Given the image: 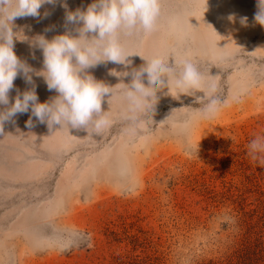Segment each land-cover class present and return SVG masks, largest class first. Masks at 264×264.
Wrapping results in <instances>:
<instances>
[{
  "label": "rangeland",
  "instance_id": "rangeland-1",
  "mask_svg": "<svg viewBox=\"0 0 264 264\" xmlns=\"http://www.w3.org/2000/svg\"><path fill=\"white\" fill-rule=\"evenodd\" d=\"M160 1L164 20L184 2ZM64 2L67 9L57 0L44 5L38 18H15L13 31L23 30L29 40L66 30L77 35L65 21L66 10L85 9L92 0ZM231 2L215 6L216 23L203 16L194 24L197 33L218 34L226 49L221 58L189 55L191 39L176 45L159 24L148 35L116 37L122 47L128 41L149 45L152 58L159 47V60L169 65H198L205 93L176 99L177 92L168 91L133 103L123 84H130L132 68L119 65L116 71L129 75L118 77L109 72L112 62H101L87 70L113 87L102 101L108 123L98 133L91 126L88 132L75 129V137L63 142L69 127L49 128L31 109L4 122L0 264H264V150L253 154L249 147L264 139V26L251 6L242 26ZM223 10L235 14L236 22L223 19ZM13 50L34 69L42 67L41 50L28 41L14 40ZM33 80L40 102L56 95L41 77ZM143 83L147 87L146 79ZM30 87L18 75L9 105L18 90ZM208 104L216 109L211 119L201 111ZM109 105H116L112 112ZM106 152L112 154L99 162ZM87 163L97 170L89 172ZM121 167L128 168L124 176Z\"/></svg>",
  "mask_w": 264,
  "mask_h": 264
},
{
  "label": "clouds",
  "instance_id": "clouds-1",
  "mask_svg": "<svg viewBox=\"0 0 264 264\" xmlns=\"http://www.w3.org/2000/svg\"><path fill=\"white\" fill-rule=\"evenodd\" d=\"M59 2L67 9L64 0ZM56 3L57 0H0V105H8L6 110H0V132H3L5 121L31 109L32 115L40 122H47L49 128L66 125L88 132L91 126L93 132L98 133L108 123L102 101L112 95L113 87L97 80L87 70L101 62L124 65L126 69L130 67L128 57L132 53L126 51L116 37L121 32L152 33L161 11L160 0H92L85 9L66 10L65 21L75 27L77 35L66 30L51 39L38 34L29 40L23 30L13 31L15 18H38L44 5ZM257 4L259 10L255 21L264 26V0H257ZM48 15L46 11L44 16ZM228 20L235 23V14H230ZM239 23L246 26L247 17H240ZM14 40L28 41L31 47L41 50L43 60L40 69H34L16 55ZM145 62L146 66L131 69L130 84L123 83L133 103H139L149 95L155 99L156 90L163 87L162 76H167L168 84L169 80L174 81L178 90L176 99L180 94L204 92L205 76L198 65L190 61L169 65L159 59ZM109 72L118 77L129 75L127 70L118 72L111 69ZM20 74L31 87L23 92L18 90L9 105L8 94ZM33 75L41 77L48 90L55 91L56 95L40 102ZM196 99L200 101L199 97ZM201 111L205 118L211 119L216 109L208 104ZM26 125L31 127L32 120L26 121ZM249 147L253 154L264 150V139H254Z\"/></svg>",
  "mask_w": 264,
  "mask_h": 264
},
{
  "label": "bare ground",
  "instance_id": "bare-ground-1",
  "mask_svg": "<svg viewBox=\"0 0 264 264\" xmlns=\"http://www.w3.org/2000/svg\"><path fill=\"white\" fill-rule=\"evenodd\" d=\"M165 4H167L168 0H164ZM227 0H184V2L182 1V3L180 2L176 7L174 6V8H172L173 12L170 14H168V18H166V20L164 19H159L157 20V24L159 25H163V30L165 29L166 32H169L173 35V37H175L176 41V45H180L184 40L185 37L190 38L191 39V46L194 48L191 49V46L188 44V48H186L185 52L189 53V55L193 56V53L195 51H199V55L201 56H205L206 59L208 58V60H212L214 57L216 58H221V55H223L226 51L225 45L221 44V40L219 41L218 38L220 39V37L218 36V34H212V32L210 33L211 35H209L208 33H197L194 30L196 29V26L194 25L196 24H200L201 22V17L205 16L204 19L208 21V18H210V21H215L216 17H214L215 15L217 16L218 13L217 11L214 12L213 9L215 8V6H223L222 3L226 2ZM231 6L232 9L236 11V13L238 14V18L240 17H244L246 16L245 14H248L249 11V7H250V11L253 12L255 15L258 12V4H257V0H231ZM162 2V1H160ZM229 2V1H228ZM185 5V12L182 13L181 12V16L178 15L177 11H179L178 9H181V7H183ZM229 5V4H227ZM167 7V6H166ZM188 7V8H187ZM256 10L253 11L252 9ZM226 10H223V15H225L223 17V19H225V17H228L230 15V13H225ZM165 12H167L165 10ZM164 11L161 12V14L163 13V15H165ZM208 21V22H210ZM219 21L216 20L215 23ZM212 23V22H211ZM156 24V25H157ZM215 24L211 25L214 26ZM212 29V28H211ZM211 29L207 28L208 31H211ZM161 43H163L165 36L163 35H159L158 36ZM146 39V37H145ZM158 40V38H155L154 41ZM154 41H151L153 43H155ZM185 42V41H184ZM183 42V43H184ZM127 46H124L123 48L132 53L130 54V56L128 57V59L131 61V68H136V69H140L141 67L146 66V62L145 61H151L152 59H159L160 58V53L158 50L159 47L157 48H153V51L155 49L156 52V56H154L153 58L149 55L148 52V48L150 47L147 44H141L138 46V44L136 42L134 43H130V41H128V43H126ZM147 45V47H146ZM175 47V46H174ZM147 48V49H146ZM164 49V48H163ZM167 51L168 49L165 48ZM172 49V48H171ZM159 53V54H158ZM177 53V52H176ZM158 54V55H157ZM182 57V56H181ZM145 61H144V60ZM119 65L120 64H112L110 66V68H115V70H117V67L119 69ZM122 69H126L125 66ZM130 69V68H127ZM161 81H162V85L163 87L159 88L156 90L155 92V97L162 94V93H167L168 91L171 92L173 95L176 94V92L178 91L174 81L169 80V84L167 83V78L166 76H162L161 77ZM236 80H233V85L236 83ZM148 86V85H147ZM170 89V90H169ZM168 92V93H169ZM170 93V94H171ZM164 94V95H165ZM163 95V94H162ZM152 96V95H150ZM153 98V96H152ZM146 99V98H143ZM142 99V100H143ZM116 105H109L108 109L109 112H112L114 110ZM75 129L71 128V129H67L64 132L65 135V140L63 142H67L69 140V138H74L75 137ZM105 156L100 159L99 162L103 161L105 159V157H107L109 154H112V152H106L104 153ZM86 168L89 172L93 173L94 171H96V165L93 164H89L87 163ZM84 168V169H86ZM118 169V173L119 175L124 176L127 172H128V168L125 167H121V168H117ZM116 170V169H115Z\"/></svg>",
  "mask_w": 264,
  "mask_h": 264
}]
</instances>
